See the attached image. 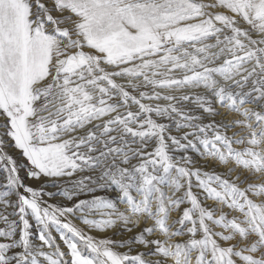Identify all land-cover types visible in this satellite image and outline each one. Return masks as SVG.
<instances>
[{"label":"snow or ice","instance_id":"6c2138e0","mask_svg":"<svg viewBox=\"0 0 264 264\" xmlns=\"http://www.w3.org/2000/svg\"><path fill=\"white\" fill-rule=\"evenodd\" d=\"M0 264H264V0H0Z\"/></svg>","mask_w":264,"mask_h":264}]
</instances>
